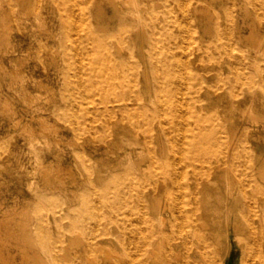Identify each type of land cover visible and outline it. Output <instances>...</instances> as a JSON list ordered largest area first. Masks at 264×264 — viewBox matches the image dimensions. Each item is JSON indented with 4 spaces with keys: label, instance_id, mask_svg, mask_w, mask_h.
<instances>
[{
    "label": "rangeland",
    "instance_id": "obj_1",
    "mask_svg": "<svg viewBox=\"0 0 264 264\" xmlns=\"http://www.w3.org/2000/svg\"><path fill=\"white\" fill-rule=\"evenodd\" d=\"M197 1L200 9L196 13L189 1L184 2L185 16L174 0H136L138 9L158 11L153 23L166 24L158 40L149 37L144 48L154 49L161 57L170 33H179L185 50L180 55L187 57L193 42L203 44L219 38L218 30L224 27L226 18L232 36L237 38L236 22L241 20L243 10L239 4L243 0ZM32 2L34 8H41L43 20L35 21L32 14L21 17L17 13L18 2L13 0L9 9L13 50L7 53L0 50L6 70L11 68L13 58L23 59L20 77L0 68V233L3 234L0 264H6L4 258L7 264H21L26 257L36 261L35 264H216L210 255L217 251L222 253V261L226 264H241L246 253L245 244L263 238L260 210L255 206L254 211H250L246 204V195L251 191L235 194L215 191L202 185L211 182L209 180H201L196 191H146L136 178L125 177L127 169L141 177L134 162L146 166L149 161L147 146L136 140L120 122L113 124L120 120L119 115L111 116L107 108L103 111V121H93L94 112L102 105L98 88L108 101L112 95L109 82L104 79L109 73L107 66H97L95 42H83L79 27L83 0H67L64 14L69 21L65 27L63 11L59 8L61 0ZM245 2L248 10L256 14L252 0ZM2 5L6 8V0ZM100 5L99 21L103 25H91L90 10L86 20L93 35L104 38L117 29L113 18H108L113 11L110 0H100ZM116 7L118 15L127 9L120 1ZM133 7L128 8V21L135 18L131 13ZM107 20H110L108 26L104 23ZM241 31L245 34L247 28L242 27ZM200 34H203L202 41ZM238 45L246 54L247 45ZM135 65L141 68L139 62ZM193 67L200 72L202 88L198 92L193 90L195 81L188 70ZM147 68L152 81L147 91L148 100L143 105L151 111L160 99L154 74L160 64L148 55ZM215 68V64L207 62L202 66L190 64L188 69L177 66L173 70L172 78L168 76L167 79L176 81L173 93L178 96V103L171 116L179 119L180 115L190 123L193 122L189 114L192 104L203 115L227 104L226 116L217 117L224 123L220 138L226 146L231 134L235 133L232 150H238L239 154L249 151L253 156L264 149V84L252 93L257 114L263 116L255 122L247 110L249 92L240 95L237 100L240 104L233 105L230 91L208 88L218 80V74L205 76L204 71L214 72ZM124 87L119 86V89ZM24 89L33 96L31 99L26 98ZM193 93L199 100L189 104ZM165 94L169 97L171 91L166 90ZM38 114L47 121L49 128L41 127ZM82 121H88L89 129L80 127ZM93 124L97 131L91 129ZM207 124L212 121L208 120ZM208 134L218 135L215 129H210ZM98 137L104 140L98 141ZM94 141H98L97 149H94ZM152 141L163 148L162 154L157 151L159 157L172 155V144L164 131L153 136ZM217 158L213 162L220 167L215 170V180L225 177L238 184L235 167H227L224 156ZM46 167L57 170L63 180L62 187L47 175ZM162 203L164 223L157 214V207ZM171 206H178L185 214L181 233L173 227L172 223L177 220L174 213L166 211ZM140 215L148 220V226L139 222ZM195 228H202L208 242L201 245V251L194 249Z\"/></svg>",
    "mask_w": 264,
    "mask_h": 264
},
{
    "label": "bare ground",
    "instance_id": "obj_2",
    "mask_svg": "<svg viewBox=\"0 0 264 264\" xmlns=\"http://www.w3.org/2000/svg\"><path fill=\"white\" fill-rule=\"evenodd\" d=\"M2 1L3 0H0V50L3 53H7L13 50V43L10 39L12 26L10 24L9 15V9L12 6L13 0H6V8H3ZM16 1L18 2V15L24 17V15L32 14L35 21L40 22L43 20L41 8H34L32 0ZM51 1L58 2V0ZM118 1L127 7L121 15L117 14L119 11L116 7ZM174 1L176 5L181 8V13L186 16L187 11L184 5L186 0ZM187 1L192 4V10L195 13L200 9L197 0ZM110 2L113 5V11L108 18H113L112 22L117 29L114 33L110 32L106 37L102 38L94 36L92 31H90L89 22L86 20L89 10L93 17L91 25L93 27H101L103 25L101 21H99L100 12L102 10L100 0H83L84 4H82L81 7L82 20L79 27L83 33L84 43H88V41L95 42L97 66L104 68L103 65H105L109 70L108 76L104 79L109 82V90H111L112 98L108 101V99L103 96L101 88H98V93L102 98V105L94 112L93 121H103V111H106L105 109L107 108L111 116L119 115L120 120L114 121L113 124L120 122L123 128H128L130 130V134L133 135L136 140L145 143L147 146L146 156L149 158V161L146 166L142 167L140 164L134 162L138 172L142 173L141 177H137L129 169L126 170L125 177L136 178L139 184L144 186L146 191H196V188L201 186V180L211 181L205 184L203 183L202 185H207V187L215 191H229L231 194L238 193L239 191H251L246 195V204L250 211H254L255 206L259 208L263 238H256L252 240V242H247L245 244L246 253L242 256L240 263L264 264V183L259 182V180L264 182V149L261 148L262 150L256 151L253 156L249 151L239 154L238 150H232L236 139L235 133L231 134L229 142L225 146L224 141L220 138V132L223 130L224 123L218 120L217 117L226 116L225 108L227 104L222 105L220 110L214 109L209 114L203 115L195 108V105L192 104L199 100L196 93H193L189 100V104L193 106L189 110L193 122H185L180 115L179 119L176 116L172 118V112L177 109L178 102L176 103V101H178V96H175V93H173V89L176 87V81L167 79L168 76L172 78L173 70H175L177 66L188 69L190 64L202 66L207 62H211L216 65L214 72L204 71V75L209 76L217 73L218 80L210 84L208 88H224L230 91L234 102L233 105H237V103L240 104V102L237 101L240 99V95L245 96L246 93L249 92L250 96L247 105L249 117L255 122L263 117L257 114L258 112L255 108L256 102L252 93H254L255 89L259 88L260 85L264 84V0H252L256 9V14H252L248 10L245 0L239 4V8L243 10V12L240 22L238 20L236 22L238 30L237 38L232 36L233 32L229 27L228 18H226L224 27L218 30L219 38L207 41L203 44L193 42L192 50L187 57H182L180 55L185 50L182 49L183 40L179 33H170L171 35H169L167 39L168 44L164 45V54L161 57L155 53L154 49L147 50L144 48L143 45L149 37L158 40L160 31L164 30L166 27L165 23L160 25L153 23L154 17L158 13L156 9H138L136 0H110ZM130 5L135 6L133 10L131 9L132 16H135L133 20L131 19L132 21L127 20V12L130 11L128 9ZM42 6L43 5H41V7ZM59 8L63 11L62 23L65 27L67 21H69V18L64 14L67 9V0H61ZM104 23L108 26L110 20ZM185 27L186 30L190 31L188 26ZM242 27L247 28L245 34L241 31ZM192 33L190 32V34ZM202 36L203 34H200L199 38L201 41L203 40ZM107 41H109L108 44ZM239 43H245L247 45L245 49L247 55L238 45ZM167 51H170V53ZM167 54H170L171 59ZM148 55L152 56L154 61L160 64V68L154 71L157 77L156 82L158 83L156 91L159 93L160 99L151 111L147 106L143 105V102L148 100L147 91L151 89L150 82L152 81L147 68ZM12 61L14 62L11 68L6 70V63L4 64L0 59V68L9 75L17 77L22 76L23 72L21 66L23 59L15 57ZM136 62H139L141 68L137 69L135 65ZM188 70L191 72L195 81L193 90L194 92H198L199 88H202V84L199 81L200 72L194 67ZM101 79L102 76L99 80ZM119 86L125 87L124 89H119ZM166 90L171 91V96L167 97L165 94ZM23 91L27 99L33 97L27 89ZM106 102H110V104L108 105ZM38 117L41 121V127L43 129L49 128L47 121L42 115L38 114ZM208 120H211L212 124H207ZM82 122L80 127L83 130L89 129L87 125L88 121ZM168 122H170V125L167 124ZM262 122L264 124V121ZM91 129L97 131L95 124L91 125ZM210 129H215L218 135L211 137L208 134ZM162 131L168 135L172 144V155L166 158H161L157 155V151L161 154L163 153V148L158 143L155 144L152 141L153 136H159ZM174 135L176 138L173 140L172 137H174ZM128 136L129 134L126 135V137ZM128 138H130V136ZM85 139L87 138H84V140ZM97 140L102 141L104 138L98 137ZM98 141H94V149H97L96 144H98ZM224 147H226L225 150ZM118 154H120L119 151ZM220 155L225 157L227 167H235L238 184L235 185L233 180H227L225 177L221 180H215L214 173L215 170L220 167V164L213 161L214 159L217 160V157ZM144 156L145 155H142V157ZM155 167H158V170H156ZM44 170H46L49 177L60 182V186L62 187L63 180L55 168L46 167ZM104 191L108 190L104 189ZM164 208L163 203L157 207L158 218L162 223H164L165 218L162 213ZM180 210L178 206L166 208L167 212L174 213L177 220L172 223L173 227L177 232L181 233L184 228L185 214H182ZM6 216L9 217L11 214H7ZM147 221L148 220L144 216L140 215L139 222L146 223V226H148L149 223H147ZM193 233L195 239L194 249L201 251V245L208 244L206 235L202 228L193 229ZM1 237H3V234L0 233V238ZM136 238L135 240H137ZM1 253L0 249V254ZM210 258L216 264H226L222 261L224 256L220 251L211 254ZM4 261L6 264L8 263L6 258H4ZM35 263L36 261L26 257L21 264ZM42 264H51V262Z\"/></svg>",
    "mask_w": 264,
    "mask_h": 264
}]
</instances>
